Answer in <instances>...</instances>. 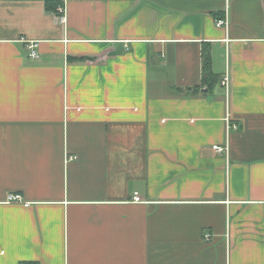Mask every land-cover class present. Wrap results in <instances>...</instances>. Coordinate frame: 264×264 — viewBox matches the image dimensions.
<instances>
[{"label": "crops", "instance_id": "obj_1", "mask_svg": "<svg viewBox=\"0 0 264 264\" xmlns=\"http://www.w3.org/2000/svg\"><path fill=\"white\" fill-rule=\"evenodd\" d=\"M46 1L0 0V264H264V0Z\"/></svg>", "mask_w": 264, "mask_h": 264}, {"label": "built area", "instance_id": "obj_2", "mask_svg": "<svg viewBox=\"0 0 264 264\" xmlns=\"http://www.w3.org/2000/svg\"><path fill=\"white\" fill-rule=\"evenodd\" d=\"M57 12H59L60 14H62V17H63L64 5H59V6L57 7ZM224 24H226L225 19H216V25L220 26V25H224ZM28 49H29V53H28V55H29L30 57H34V58H35V57L38 55L37 50H36V48H35V44L30 43V44L28 45ZM227 81H228L227 76H224L223 79H222V83H223L224 85H227ZM226 127H227V135H228V130H229L230 128H231V129H236V128H237V125H236V123H235L234 121H232L229 117H227V119H226ZM212 147H213V149H215L217 152H226V151H227V148H228L226 144L223 145V146H220V145H218V144H215V145H213ZM68 158H69V159H73V158H75V156H69ZM133 199H134V200H139L140 198H139V196L135 193L134 196H133ZM8 200H12V201L20 200V195H19V194H12V193H11V194L8 195ZM209 237H210L209 234H205V238H206V240L209 239Z\"/></svg>", "mask_w": 264, "mask_h": 264}, {"label": "trees", "instance_id": "obj_3", "mask_svg": "<svg viewBox=\"0 0 264 264\" xmlns=\"http://www.w3.org/2000/svg\"><path fill=\"white\" fill-rule=\"evenodd\" d=\"M53 3H55V1H52V0L46 1V7L48 9L54 8L55 4ZM210 61L211 60H210L209 50L203 49V52H202V84L205 85L206 87H212V85L215 84L219 80L218 75L214 73L213 70L211 69ZM186 90L189 93H195V92H198L199 88L193 87V88H188ZM19 264H38V263L21 261Z\"/></svg>", "mask_w": 264, "mask_h": 264}]
</instances>
